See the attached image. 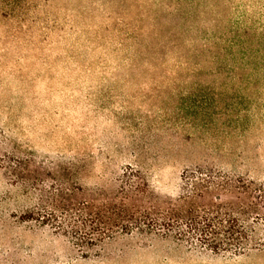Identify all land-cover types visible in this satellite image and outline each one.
I'll use <instances>...</instances> for the list:
<instances>
[{
    "label": "rangeland",
    "instance_id": "obj_1",
    "mask_svg": "<svg viewBox=\"0 0 264 264\" xmlns=\"http://www.w3.org/2000/svg\"><path fill=\"white\" fill-rule=\"evenodd\" d=\"M234 27L263 29L264 0H0V264H264V253L125 233L79 248L35 220L43 208L62 215L54 202L103 211L130 168L157 172L149 181L162 201L176 200L198 165L263 168L264 87L104 66L107 43L92 30L121 40L142 28L144 40L174 42Z\"/></svg>",
    "mask_w": 264,
    "mask_h": 264
},
{
    "label": "trees",
    "instance_id": "obj_2",
    "mask_svg": "<svg viewBox=\"0 0 264 264\" xmlns=\"http://www.w3.org/2000/svg\"><path fill=\"white\" fill-rule=\"evenodd\" d=\"M252 29L234 27L212 33L199 29L200 38L174 42L144 40L142 28L121 40H107L100 36L103 29L92 30L94 43H107L104 66L227 75V83L258 89L264 87V28ZM192 30L183 33L190 35ZM234 164L230 170L203 164L185 171L174 201L155 195L149 178L154 179L157 172L130 168L117 179L119 185L103 211H96L90 201L70 209L54 202L50 206L62 215L43 208L46 214L38 213L35 220L53 227L79 248L109 244L125 233L150 242L236 256L264 253V167H256L254 159H237Z\"/></svg>",
    "mask_w": 264,
    "mask_h": 264
}]
</instances>
